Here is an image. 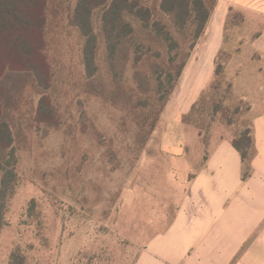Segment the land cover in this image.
<instances>
[{"label":"rangeland","instance_id":"rangeland-1","mask_svg":"<svg viewBox=\"0 0 264 264\" xmlns=\"http://www.w3.org/2000/svg\"><path fill=\"white\" fill-rule=\"evenodd\" d=\"M160 1L141 2L147 27L123 14L133 33L112 57L95 9L89 69L77 0H38L43 19L20 31L28 56L0 38V121L11 134L0 149V264H134L215 144L264 114V18L229 9L203 67L197 58L218 45V2H207L191 48L193 27H174Z\"/></svg>","mask_w":264,"mask_h":264},{"label":"crops","instance_id":"crops-1","mask_svg":"<svg viewBox=\"0 0 264 264\" xmlns=\"http://www.w3.org/2000/svg\"><path fill=\"white\" fill-rule=\"evenodd\" d=\"M216 1L220 35L217 48L207 45L208 55L197 58L203 67L214 63L222 46L229 9L264 18V0ZM252 135L251 176L241 180V157L230 139L215 144L168 227L148 241L134 264H264V114L253 120Z\"/></svg>","mask_w":264,"mask_h":264},{"label":"trees","instance_id":"trees-1","mask_svg":"<svg viewBox=\"0 0 264 264\" xmlns=\"http://www.w3.org/2000/svg\"><path fill=\"white\" fill-rule=\"evenodd\" d=\"M142 1L146 0H77L73 18L81 34L87 39L84 48V63L87 69L92 65V47L90 44L92 43L93 35L89 26L92 12L97 8L101 11L102 33L107 42L108 56L112 57L117 49L119 40L128 35L132 36L133 33V29L128 24L121 25L124 29L120 27L124 13L132 21L141 22L143 27L148 26L151 15L149 10L141 5ZM208 1L210 0L160 1V11L171 19L174 27L178 29H184L187 25L193 27L191 48L194 40L202 35L207 26L212 11V5H208ZM32 16L43 19V11L39 8L38 0H0V38L5 39L4 41H10L13 48L10 50L11 52L15 54L24 53L25 56L30 54V43L24 39L20 31L26 27L35 26L32 23ZM164 38L170 40L168 34H165ZM173 46H170V49ZM184 66V64L180 66L176 77L181 75ZM193 108L194 106H192V110ZM231 144L240 154L242 162L241 180L246 181L251 176V162L255 156L252 128L239 133L237 137L231 140ZM10 145V130L4 121H0V149L4 151ZM248 150L251 151L250 156L247 154ZM8 186L5 176H1L0 200L5 198ZM2 206V203H0V210Z\"/></svg>","mask_w":264,"mask_h":264}]
</instances>
